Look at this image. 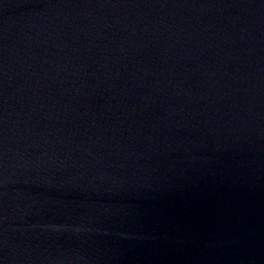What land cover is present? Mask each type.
Returning <instances> with one entry per match:
<instances>
[{
	"label": "water",
	"instance_id": "water-1",
	"mask_svg": "<svg viewBox=\"0 0 264 264\" xmlns=\"http://www.w3.org/2000/svg\"><path fill=\"white\" fill-rule=\"evenodd\" d=\"M0 264H264V0H0Z\"/></svg>",
	"mask_w": 264,
	"mask_h": 264
}]
</instances>
